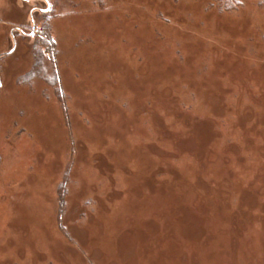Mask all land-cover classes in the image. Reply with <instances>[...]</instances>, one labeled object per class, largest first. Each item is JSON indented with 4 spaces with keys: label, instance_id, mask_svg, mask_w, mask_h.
<instances>
[{
    "label": "rangeland",
    "instance_id": "obj_1",
    "mask_svg": "<svg viewBox=\"0 0 264 264\" xmlns=\"http://www.w3.org/2000/svg\"><path fill=\"white\" fill-rule=\"evenodd\" d=\"M0 264H264V0H0Z\"/></svg>",
    "mask_w": 264,
    "mask_h": 264
},
{
    "label": "trees",
    "instance_id": "obj_2",
    "mask_svg": "<svg viewBox=\"0 0 264 264\" xmlns=\"http://www.w3.org/2000/svg\"><path fill=\"white\" fill-rule=\"evenodd\" d=\"M35 38L37 40V44L39 45L37 48H36V45L37 44H34L33 46V53H34V57H35V61H34V64H33V67L31 69V71L28 73L31 74H39L40 72L43 71V66H42V53L44 52V49H46L47 51H50L51 48H53V39L51 38L50 36V33H49V26L47 24V22L43 21L41 25H39L37 27V29L35 30ZM53 73L51 75H49L48 77H50L51 81L53 83H56L58 84V76L56 74V71L53 70L52 71ZM59 90V89H58ZM61 95H62V91L61 89L59 90Z\"/></svg>",
    "mask_w": 264,
    "mask_h": 264
},
{
    "label": "bare ground",
    "instance_id": "obj_3",
    "mask_svg": "<svg viewBox=\"0 0 264 264\" xmlns=\"http://www.w3.org/2000/svg\"><path fill=\"white\" fill-rule=\"evenodd\" d=\"M64 4L68 5V3H67V2H66V3H64Z\"/></svg>",
    "mask_w": 264,
    "mask_h": 264
}]
</instances>
